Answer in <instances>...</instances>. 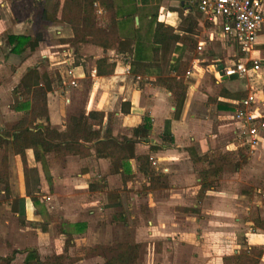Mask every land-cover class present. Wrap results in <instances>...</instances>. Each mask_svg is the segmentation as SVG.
I'll use <instances>...</instances> for the list:
<instances>
[{
    "label": "rangeland",
    "instance_id": "obj_1",
    "mask_svg": "<svg viewBox=\"0 0 264 264\" xmlns=\"http://www.w3.org/2000/svg\"><path fill=\"white\" fill-rule=\"evenodd\" d=\"M36 2L37 0L11 1L16 11H25L28 5L35 6ZM153 7L158 11V5ZM173 8L176 7L167 4L164 10ZM9 16L10 13L7 17L10 18ZM208 24L205 23L206 27L211 28ZM208 31L210 32L199 31L198 37L190 33L184 34L180 36V45L175 44V41H169V44L173 43L170 46L168 44L167 49L161 48L162 52H159L161 58L158 61L161 64L162 75L170 74L169 60L174 57L176 64L179 63L181 67L179 77L183 81V88L190 82L199 83L200 90L209 99L207 104L212 103L211 101L215 102L211 105L213 109L205 113L206 115L200 112L206 119L198 121L197 127L201 129V133L190 141L191 145L187 146L190 147L189 149L187 147L183 149L186 152L181 150L176 161L178 164L181 161L179 166L182 170L189 171L192 168V172L199 177V181H195L194 178L195 196L190 198V203H200L205 206L204 203L208 200L202 198L204 193L197 195L200 188V172L202 169L214 167L217 163L210 164L208 160L218 157H223L224 162L221 172L210 177L212 189L234 191L231 188L233 187L236 192L244 194L245 199L248 197L255 203L256 201L253 200L264 199V139L252 149L242 146L232 115L236 102L250 92L256 95L259 110L264 113V62H262L263 70H259L260 76L258 73H249L248 76L232 80L231 84L227 85L234 97H229L231 101L225 102L221 93L226 90V84L218 80V70L220 71L223 66L233 65L243 54L234 41L219 36L217 32L220 30ZM215 31L217 32L213 33ZM70 46L76 49L73 50L75 62L82 63L77 60L81 57L80 44ZM21 57L22 55L19 54V59ZM67 67L59 64L49 69L43 61L36 72H40L37 76L40 75L43 80L45 77H51L56 87L57 83L62 84L63 78L60 73H64ZM11 69L14 71V65ZM84 72L85 77L78 82V86L80 89L88 90L89 80L86 78L89 74L88 68L84 69ZM34 73L32 70L25 72L17 85L10 90L9 95L2 93L0 96V128L9 129L22 118L23 110H17L15 104L20 99L31 98L30 88H25L32 86ZM7 74V71H0V80L9 79ZM79 95L80 102L76 107L75 115L82 112V104L85 101L84 96L81 93ZM219 102L227 103L229 109L221 110L220 106L218 107ZM39 121L43 122L41 119ZM116 124L118 125V121ZM92 125L97 127V122L93 120ZM151 125V131L144 144L156 139L157 143L161 144V135L153 130L152 121ZM123 132L129 135L132 134V129L119 128L116 133L122 135ZM144 144L140 139L135 145V157L131 159L133 170L130 174L118 171L108 159L98 161V156H91L95 153L88 157L74 154L57 156L54 153H47L42 160L36 161L32 151L27 150V166L24 167L10 144L7 148H0V257L11 255L14 249L33 246L38 250L42 260L54 263L56 258H60L62 264H96L115 255L118 243L133 244L138 241L137 264H173L169 262L167 255H165L167 260H163L161 255L164 256L163 252L166 250L165 247L167 248L165 243L169 241L168 237L173 235L174 231L168 229L169 221L163 226L161 224L163 217L162 219L153 217L154 214L150 213L146 198L148 195H155L157 201L166 198L165 189L171 184L168 177L174 175V171L178 173L181 169L175 164L169 171L162 170L165 163L162 161L166 159H159L156 153L150 151L148 145ZM190 153L199 155L203 159L192 163ZM140 155H147L149 169L155 175H160L163 187L146 188L148 177L139 171L140 161L136 159ZM166 158L169 162L172 161L170 157ZM187 161L193 165L188 166ZM94 167L96 169L90 171V168ZM175 184L176 187L180 186L179 181ZM197 185L199 188L195 189ZM20 197L26 199L24 218L14 210L19 207L17 199ZM91 201L92 205H90ZM172 205L173 208H170L169 213L176 220L184 219L186 216L195 220V217L203 216L192 212L190 207ZM157 210L162 213L167 211L161 206ZM162 213L156 214L160 216ZM153 218H156V221ZM258 218V210L253 209L251 219L259 222ZM157 220L162 222L159 224ZM150 232L153 236H150ZM24 256L17 253L10 264H23Z\"/></svg>",
    "mask_w": 264,
    "mask_h": 264
},
{
    "label": "crops",
    "instance_id": "obj_2",
    "mask_svg": "<svg viewBox=\"0 0 264 264\" xmlns=\"http://www.w3.org/2000/svg\"><path fill=\"white\" fill-rule=\"evenodd\" d=\"M11 1L2 0L0 3V71H7L9 78L0 80V96L2 93L9 95L10 90L17 85L23 74L31 70H39L40 63L43 61L49 69L59 64H64L65 67L66 65L73 67L78 82L85 77L84 69L88 68L89 74L86 76L89 80L88 90L80 89L79 86L76 88L68 86L63 76L64 73H60L63 78L62 84L57 83L56 87L52 78L46 77L47 83L51 87L47 98L50 125L60 131L65 129L70 118L75 116L76 107L80 102L79 94L81 93L85 98L82 104V112L89 116L91 123L93 120L97 122V127H93L108 128L115 136L118 135L116 132L119 128L121 130L122 128L123 130L132 129L142 122L144 116L151 118L153 130L161 135L165 122L169 120L174 143L170 145L171 148L168 147L154 153L159 159H166V161H162L165 162L162 168L164 171H169L170 167L173 168L175 164L178 166L181 164V161H179L180 164L177 163L176 157L181 154V150L186 152L183 149L190 146V141L201 133V129L197 127L198 121L206 120L200 112L207 113L213 109L211 105L215 102L211 101L212 103L207 104L209 99L200 90L199 83L190 82L188 85L185 84L183 88L185 101L181 116L179 119L173 118L174 103L171 93L166 88L151 83V79L157 75H167L161 74L162 68L158 61L161 58V53H158L157 60H153L152 31L154 21L166 22L173 26L179 35L175 44L180 45V36L184 34L190 33L194 37H198L199 31L209 33L208 30H220L218 25L212 23H209L211 28L206 27V22L193 0H114L119 21L118 36L120 40L124 41V45L120 49L112 47L105 51L92 43L80 44L81 57H78L77 60L82 61L83 64L79 61L75 62L73 50L76 49H72L73 47L69 43L62 42V39L72 36L71 27L48 17L56 0H37L35 6L27 4L25 11H16ZM167 4L176 8L164 10ZM157 5L158 11L153 7ZM8 12L10 18L7 17ZM182 23L184 26L181 27ZM217 33L221 38L226 39L220 31ZM9 34L40 35L41 40L34 50L27 49L22 52V57L19 59V54L10 51L11 45L7 38ZM171 43L169 44L167 41L163 48L168 47V44L170 46ZM135 49L142 51L140 55H142L143 60L137 61L132 58ZM3 52L5 53L2 54ZM173 54L176 56L175 52ZM241 54L243 53L241 52ZM250 56L259 60L260 71L263 70L264 27L257 35L254 51ZM102 57H106L108 63L114 64L112 74L97 75L96 61ZM38 59L42 61H37ZM169 61V75H172V63L176 59L172 57ZM134 64L145 67L146 72L138 75L133 74L130 69ZM12 65H14V71H11ZM225 67L227 66H223L220 71L218 70V76ZM37 73L40 74L38 71ZM260 74L258 72V76ZM245 76L223 77L222 80L218 78L219 81L226 84V90L221 93L225 102L231 101L229 98L231 91L227 85L231 84L232 80ZM39 82L43 84L44 80L40 78ZM218 105L229 106L224 102H219ZM219 108L224 110L222 107ZM8 110H10L9 105ZM71 111L73 112L71 113ZM2 112L5 111L2 110ZM116 121H118V125ZM121 134L125 135L124 132ZM126 136H131V134H126ZM142 142L144 144L145 141ZM149 143L160 144L157 143L156 139V141L149 140L144 145L149 147ZM189 148L187 147V149ZM91 156L96 157L95 154ZM166 157H170L172 161L169 162ZM97 159L100 162L105 161L100 157ZM187 163L190 167L193 165V161L192 163L187 161ZM179 167L181 169V166ZM95 169V167L90 168V171ZM192 171V168L189 171L181 169L178 173L174 171V175L168 177L171 184L170 188L165 189L166 198H161L159 201L156 200L155 195H148L146 198L150 213L154 214L153 217L159 219L163 217V222L157 220L159 224L162 222L161 224L165 226L169 221L168 226L170 227L168 229L174 231L173 235L168 237L169 241L165 243L167 248L165 247L164 256L161 255V258L167 260L169 257V262H173V264H238V254L246 252V257L256 258L258 259L257 264H264V228L256 226L255 220L251 219L252 210L257 209L258 220L264 222V199L253 200L256 201L253 203L250 198L245 199L244 194L236 192V189L231 187L234 191L221 189L205 191L202 197L208 200L204 203L205 206L200 205V203H190V198L195 196L194 178L195 181H199V177H196ZM176 181L180 182V186H175ZM197 188H199L198 185L195 186V189ZM136 198L138 199V197ZM92 204L91 201L90 205ZM172 204H180L191 209L198 208L196 213H199L197 215L202 214L203 218L200 216L193 220L192 217L186 216L184 219L176 220L169 213L173 208ZM160 206L167 211L159 212L157 208ZM156 213H162L161 217L157 216ZM153 219L156 221V218ZM150 236H153L152 232H150ZM137 243L139 242L137 241ZM255 249L261 251L260 256L252 253V250ZM5 256L7 255L2 257Z\"/></svg>",
    "mask_w": 264,
    "mask_h": 264
},
{
    "label": "trees",
    "instance_id": "obj_3",
    "mask_svg": "<svg viewBox=\"0 0 264 264\" xmlns=\"http://www.w3.org/2000/svg\"><path fill=\"white\" fill-rule=\"evenodd\" d=\"M114 0H56L52 6L49 18L68 24L72 29V36L62 39V42L76 46L82 43H92L101 47L103 50L116 47L122 48L124 41L118 36L119 21L115 11ZM8 42L11 45L10 51L21 54L25 50H34L41 40L40 35L9 34ZM179 35L171 25L164 22L154 21L152 31V53L153 60H157L160 49L167 44V41H177ZM134 53V50H133ZM142 51L135 49L132 58L139 61L143 60ZM141 62V61H140ZM180 64L176 61L172 63V75H157L151 79V83L166 88L172 95L174 101L173 118L179 119L185 101L183 91V81L180 75ZM131 72L135 75L144 74L146 68L140 65H133ZM34 81L31 87H26L31 91L30 99H20L15 104L17 110H23L22 118L11 128H0V148H7L10 144L15 155L19 156L24 167L27 166L26 151L31 150L36 161L42 160L45 154L54 153L57 156L64 154H74L88 157L94 153L96 156L110 160L113 167L124 174L132 172L130 160L135 157L134 147L141 139L146 140L151 131V118L144 116L141 123L132 128L131 136L113 135L108 128H94L89 116L84 112L71 117L65 129L60 131L50 125L48 118V92L51 90L46 77L44 83L40 84L37 72L34 70ZM114 64L108 63L106 57L96 61V73L99 76L112 74ZM230 97L232 95H229ZM224 109H229L225 105H218ZM43 120V122L39 120ZM161 144H150V151L157 152L166 149L174 143L173 135L170 131V121L167 120L161 133ZM191 160L198 162L203 157L190 153ZM4 159V158H3ZM140 161L139 171L148 177L146 188H161L163 183L160 175L154 174L149 169L147 155L137 156ZM3 160V164H4ZM224 158L208 160V163H217L214 167L202 169L200 172V188L197 195H203L207 190L212 189L210 177L216 176L221 172ZM19 203L15 212L21 218L26 214L25 199H17ZM12 206V205H11ZM196 212L199 209H190ZM256 226L264 228V222L255 221ZM139 251L138 243L121 242L117 244V252L102 263L96 264H137ZM17 253L24 254L23 264H62L60 258L56 261L42 260L38 250L27 247L21 250L12 251L11 255L0 257V264H10L14 261ZM246 253V252H245ZM245 253L238 254V264H257L258 259L246 257ZM256 256H260L261 251L252 250Z\"/></svg>",
    "mask_w": 264,
    "mask_h": 264
},
{
    "label": "built area",
    "instance_id": "obj_4",
    "mask_svg": "<svg viewBox=\"0 0 264 264\" xmlns=\"http://www.w3.org/2000/svg\"><path fill=\"white\" fill-rule=\"evenodd\" d=\"M203 19L218 25L221 35L234 41L243 56L225 67L218 78L257 74L260 62L250 56L254 51L259 31L264 27V0H193ZM68 85L78 86L74 68L64 71ZM233 124L242 146L255 148L264 137V113L259 110L254 93H248L236 102ZM153 164L155 162L153 161Z\"/></svg>",
    "mask_w": 264,
    "mask_h": 264
}]
</instances>
